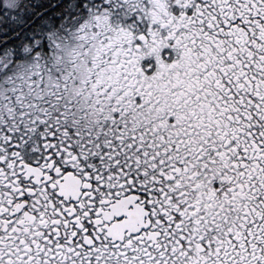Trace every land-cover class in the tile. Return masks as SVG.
<instances>
[{"label":"snow or ice","instance_id":"snow-or-ice-1","mask_svg":"<svg viewBox=\"0 0 264 264\" xmlns=\"http://www.w3.org/2000/svg\"><path fill=\"white\" fill-rule=\"evenodd\" d=\"M0 264H264V0H0Z\"/></svg>","mask_w":264,"mask_h":264}]
</instances>
